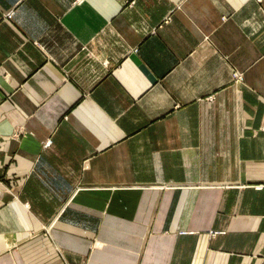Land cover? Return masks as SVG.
Wrapping results in <instances>:
<instances>
[{
	"label": "crops",
	"instance_id": "crops-1",
	"mask_svg": "<svg viewBox=\"0 0 264 264\" xmlns=\"http://www.w3.org/2000/svg\"><path fill=\"white\" fill-rule=\"evenodd\" d=\"M0 264H264V0H0Z\"/></svg>",
	"mask_w": 264,
	"mask_h": 264
},
{
	"label": "rangeland",
	"instance_id": "rangeland-1",
	"mask_svg": "<svg viewBox=\"0 0 264 264\" xmlns=\"http://www.w3.org/2000/svg\"><path fill=\"white\" fill-rule=\"evenodd\" d=\"M234 78L237 80V82L239 83V81H240V78L239 77H237V75H234ZM212 99V101H213V98H211ZM50 145H51V143H50ZM50 145H48V146H50ZM183 234H184V232H183ZM215 233H212V235H214ZM211 235V236H212Z\"/></svg>",
	"mask_w": 264,
	"mask_h": 264
},
{
	"label": "built area",
	"instance_id": "built-area-1",
	"mask_svg": "<svg viewBox=\"0 0 264 264\" xmlns=\"http://www.w3.org/2000/svg\"><path fill=\"white\" fill-rule=\"evenodd\" d=\"M234 75H237V77H239V76H240L238 73H235ZM239 78H240V77H239ZM210 101H212V99H210ZM50 143H51V142L49 141V142H47V144H46V145L48 146V145H50Z\"/></svg>",
	"mask_w": 264,
	"mask_h": 264
},
{
	"label": "bare ground",
	"instance_id": "bare-ground-1",
	"mask_svg": "<svg viewBox=\"0 0 264 264\" xmlns=\"http://www.w3.org/2000/svg\"><path fill=\"white\" fill-rule=\"evenodd\" d=\"M11 245V244H10Z\"/></svg>",
	"mask_w": 264,
	"mask_h": 264
}]
</instances>
